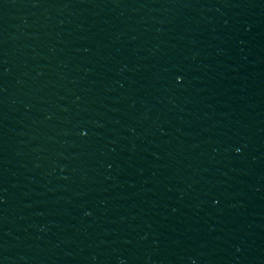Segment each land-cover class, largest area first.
Listing matches in <instances>:
<instances>
[{
    "label": "water",
    "instance_id": "95a60500",
    "mask_svg": "<svg viewBox=\"0 0 264 264\" xmlns=\"http://www.w3.org/2000/svg\"><path fill=\"white\" fill-rule=\"evenodd\" d=\"M0 264H264V0H0Z\"/></svg>",
    "mask_w": 264,
    "mask_h": 264
}]
</instances>
